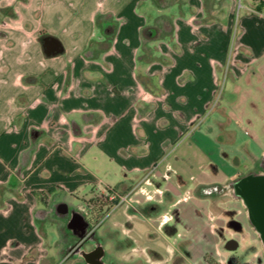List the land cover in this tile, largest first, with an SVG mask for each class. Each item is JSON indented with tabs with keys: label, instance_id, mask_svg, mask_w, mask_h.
Returning a JSON list of instances; mask_svg holds the SVG:
<instances>
[{
	"label": "crops",
	"instance_id": "crops-1",
	"mask_svg": "<svg viewBox=\"0 0 264 264\" xmlns=\"http://www.w3.org/2000/svg\"><path fill=\"white\" fill-rule=\"evenodd\" d=\"M259 1L0 0V264H78L60 226L48 245L45 212L50 195L101 189L88 158L126 197L96 230L105 264H264L249 221L248 252L225 226L242 201L202 191L238 173L210 113L264 71ZM46 37L62 51L47 55Z\"/></svg>",
	"mask_w": 264,
	"mask_h": 264
},
{
	"label": "rangeland",
	"instance_id": "rangeland-1",
	"mask_svg": "<svg viewBox=\"0 0 264 264\" xmlns=\"http://www.w3.org/2000/svg\"><path fill=\"white\" fill-rule=\"evenodd\" d=\"M161 33H167V30L162 31ZM251 75V74H249ZM226 73H223V81H222V89H224ZM236 93L237 98L233 102V105L227 107L226 100L221 108H215L210 114L213 116V122L210 124L211 129L217 130L219 138L222 137L221 146L225 154L230 156V159L234 160L238 163V173L234 178L239 175L245 174L249 171L257 169L258 161L261 158L264 152V101L261 100L256 102L248 101V97L251 95H256L257 97L261 96L262 91H264V71L255 77L248 76L247 80H240V82L236 83ZM264 96V95H262ZM252 102V103H251ZM207 128H209L207 126ZM88 162V165L92 168V172L88 173V180H99L101 179L102 183H98L101 189H90L87 187H82L77 191L78 198L76 196H70L69 194H57V196L50 195V204L47 206V211L45 212V219L48 222V225H45L44 228L47 234V243L48 245L53 246V238L56 236V230L51 226H60V231L62 227V220L57 214L54 212L53 200L60 201L63 199L66 203L74 206L76 210H78L82 215L92 221V225L95 229L101 232L107 226L108 221H105L98 227L101 219L95 220V216L93 211L94 200L101 195H105L108 193L107 186L105 184L115 185V179H119L118 175L115 174V169L109 168L105 166L106 162L96 163L95 161L85 159ZM108 163V162H107ZM109 164V163H108ZM104 181V182H103ZM108 181V182H106ZM117 181V180H116ZM227 183H223L221 185H226ZM196 193H201L199 189L195 190ZM227 192V191H226ZM213 193L207 192V195L212 197L213 199H227L232 196L231 192L228 193ZM119 193V192H118ZM122 196L124 193H119ZM91 204V205H90ZM232 210V209H231ZM95 212V211H94ZM116 215L121 217V209L116 212ZM225 226L230 229V231H235L234 234L231 235L235 240H239L242 243V246L246 249H252V245L249 243L248 238V220L246 211L243 212L241 216L236 215L232 212H225ZM231 221H236L239 223L241 227L237 229V226L231 224ZM227 229V230H228ZM237 229V230H236ZM227 233V234H226ZM226 236H230L228 231H225ZM73 240V239H71ZM257 245H261V242L258 237ZM225 243V242H224ZM63 246V243H60ZM90 245H86L89 247ZM222 244V248H223ZM242 248L238 250H234L233 254L241 255ZM247 251V252H248ZM244 254L247 259L251 256L249 253ZM248 255V256H247ZM264 258V253H263ZM60 264V263H59Z\"/></svg>",
	"mask_w": 264,
	"mask_h": 264
},
{
	"label": "flooded vegetation",
	"instance_id": "flooded-vegetation-1",
	"mask_svg": "<svg viewBox=\"0 0 264 264\" xmlns=\"http://www.w3.org/2000/svg\"><path fill=\"white\" fill-rule=\"evenodd\" d=\"M233 179L226 185L214 183L202 189L207 192L223 193L232 184ZM54 212L62 220L63 228L60 233V243H63L62 251L69 252L71 255H77L81 259L78 264H105L103 262L102 241L97 235L92 221L75 208L67 207L64 203H56L54 205ZM87 223L89 226H87ZM231 224L238 227L236 221H231ZM86 228L88 229L87 234L80 239L79 236ZM227 244L233 245L234 242L230 240ZM86 245L90 246L86 247Z\"/></svg>",
	"mask_w": 264,
	"mask_h": 264
},
{
	"label": "water",
	"instance_id": "water-1",
	"mask_svg": "<svg viewBox=\"0 0 264 264\" xmlns=\"http://www.w3.org/2000/svg\"><path fill=\"white\" fill-rule=\"evenodd\" d=\"M145 33L151 35L152 30L148 29ZM43 46L47 55L62 51L60 42L52 37H46ZM227 189L234 198L242 201L248 221L258 235L264 253V152L258 168L236 178ZM87 226H89L88 223ZM87 232L88 229H84L79 238H83Z\"/></svg>",
	"mask_w": 264,
	"mask_h": 264
},
{
	"label": "trees",
	"instance_id": "trees-1",
	"mask_svg": "<svg viewBox=\"0 0 264 264\" xmlns=\"http://www.w3.org/2000/svg\"><path fill=\"white\" fill-rule=\"evenodd\" d=\"M153 1L158 6H165L169 4L170 2H172V0H153ZM256 9L264 12V0L259 1V4L256 6ZM40 40H42V37H40ZM261 158L259 159L258 164L260 163ZM239 176H237L236 178H238ZM235 179H233V181ZM13 180H14V177L12 176L10 178L9 183L10 184L13 183ZM107 189L110 193H113L114 196L113 198H109L108 196L103 194L100 197L95 198L93 202L94 205L92 206L95 209L94 210L95 212L93 211L95 220L102 219V217L105 215L107 210H109L112 206H114L120 199V194L114 188L111 189L107 187ZM50 192H51V189H48L46 191H33V194L38 195L40 199H43L44 196L48 195Z\"/></svg>",
	"mask_w": 264,
	"mask_h": 264
},
{
	"label": "built area",
	"instance_id": "built-area-1",
	"mask_svg": "<svg viewBox=\"0 0 264 264\" xmlns=\"http://www.w3.org/2000/svg\"><path fill=\"white\" fill-rule=\"evenodd\" d=\"M105 195L108 196L109 198H113V196H114V194L113 193H110V192L106 193ZM125 198H126L125 196H120L119 201L120 200H123ZM162 220H165V216H162Z\"/></svg>",
	"mask_w": 264,
	"mask_h": 264
}]
</instances>
